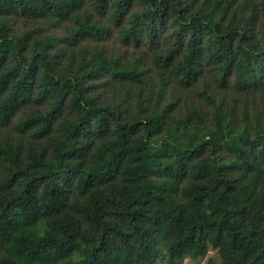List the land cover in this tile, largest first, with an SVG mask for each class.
Returning <instances> with one entry per match:
<instances>
[{
    "label": "trees",
    "instance_id": "obj_1",
    "mask_svg": "<svg viewBox=\"0 0 264 264\" xmlns=\"http://www.w3.org/2000/svg\"><path fill=\"white\" fill-rule=\"evenodd\" d=\"M0 264H264V0H0Z\"/></svg>",
    "mask_w": 264,
    "mask_h": 264
},
{
    "label": "rangeland",
    "instance_id": "obj_2",
    "mask_svg": "<svg viewBox=\"0 0 264 264\" xmlns=\"http://www.w3.org/2000/svg\"><path fill=\"white\" fill-rule=\"evenodd\" d=\"M7 137H9V132L0 128V142H2V140L6 139ZM210 257H215L216 259H218L216 252L211 251L208 256L203 260L192 261L190 259H187L183 264H207V261Z\"/></svg>",
    "mask_w": 264,
    "mask_h": 264
}]
</instances>
